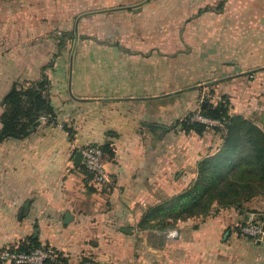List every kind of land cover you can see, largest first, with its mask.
<instances>
[{
	"label": "crops",
	"instance_id": "obj_1",
	"mask_svg": "<svg viewBox=\"0 0 264 264\" xmlns=\"http://www.w3.org/2000/svg\"><path fill=\"white\" fill-rule=\"evenodd\" d=\"M21 1H0V130L6 95L43 75L54 116L0 142V251L34 236L61 264H264V240L238 229L252 212L264 220V192L238 205L215 202L207 215L170 227L145 225L153 207L195 182L199 161L224 141L212 128L182 129L204 98L226 99L231 116L264 132V52L245 67L195 50L201 57L190 69L188 56L148 50L147 38L190 11L218 18L221 38H264V0H88L79 9L98 25L121 20L127 41L118 48L78 38L74 55L62 38L53 42L48 1ZM89 144L110 150L102 189L75 161Z\"/></svg>",
	"mask_w": 264,
	"mask_h": 264
},
{
	"label": "trees",
	"instance_id": "obj_2",
	"mask_svg": "<svg viewBox=\"0 0 264 264\" xmlns=\"http://www.w3.org/2000/svg\"><path fill=\"white\" fill-rule=\"evenodd\" d=\"M228 105L226 99L215 105L204 98L198 110L183 119L181 125L185 132L202 134L212 128L222 133L224 141L215 154L199 161L195 182L173 202L153 207L146 220L157 212L175 223L191 216L207 215L215 202L222 206L238 205L264 192V132L250 120L231 116ZM197 112L220 120L223 128L192 121V116ZM48 116H54V110L47 75L27 88L15 85L4 99L0 142L28 136L38 126L39 120ZM101 147L105 153L110 152L107 146ZM167 209L170 211L167 212ZM37 247L42 245L34 236L29 238L28 244L19 245L20 250Z\"/></svg>",
	"mask_w": 264,
	"mask_h": 264
},
{
	"label": "rangeland",
	"instance_id": "obj_3",
	"mask_svg": "<svg viewBox=\"0 0 264 264\" xmlns=\"http://www.w3.org/2000/svg\"><path fill=\"white\" fill-rule=\"evenodd\" d=\"M2 1V0H0ZM27 2V0H23ZM49 3L52 24V38L53 42H58V38H62V49L72 52L74 39L82 38L86 42H92L98 37L101 40L111 41L114 46L121 48L127 41L125 34H121L120 25L123 24L121 20H114V22H104L98 25L93 23L92 14L90 10H81L79 7H84L88 0H46ZM17 3V1H15ZM20 2H22L20 0ZM190 17L185 21L183 18L180 25L174 27H151L158 29V33H163L159 36H151L147 38L148 50H155L159 48L163 52H177L180 55L188 56V64L192 66L197 63L196 59L200 58L197 53L204 51L213 57L220 58L223 61L227 58L229 62H238L241 66H248L253 63V57L257 53L264 52V38H221L220 37V21L210 12L206 11H190ZM198 15L197 17H194ZM79 20V22H78ZM78 27L76 29V24ZM153 34V33H151ZM120 46V47H119ZM156 48V49H157ZM196 50V54L194 51ZM207 53L205 56H207ZM200 56V57H199ZM187 58V57H184ZM263 60V59H262ZM261 60V61H262ZM184 60H179L182 62ZM181 65V64H180ZM245 66V67H246ZM169 212L170 209H167ZM171 218V217H169ZM146 227L153 229L155 227L169 226L171 219L163 218L162 215L154 212L145 222Z\"/></svg>",
	"mask_w": 264,
	"mask_h": 264
},
{
	"label": "built area",
	"instance_id": "obj_4",
	"mask_svg": "<svg viewBox=\"0 0 264 264\" xmlns=\"http://www.w3.org/2000/svg\"><path fill=\"white\" fill-rule=\"evenodd\" d=\"M192 121H198L210 127L219 126L223 128L220 120H215L195 113ZM83 154L82 164L91 175V183L97 189H102L109 184L105 168V152L99 145L89 144L81 149ZM242 236L253 240H264V220L255 212L249 214L248 218L238 226ZM177 231L171 232L169 236L176 237ZM0 261L9 264H61V255L54 248L42 246L30 250H20L19 246H8L0 251Z\"/></svg>",
	"mask_w": 264,
	"mask_h": 264
},
{
	"label": "water",
	"instance_id": "obj_5",
	"mask_svg": "<svg viewBox=\"0 0 264 264\" xmlns=\"http://www.w3.org/2000/svg\"><path fill=\"white\" fill-rule=\"evenodd\" d=\"M78 22H79V20H78ZM78 22H77V24H76V29H77V27H78ZM77 42H78V38H75V39H74L73 49H72V54H73V55H74L75 50H76V48H77ZM82 158H83V154H82V152H81V151L77 152L76 157H75V161H76L77 163H81ZM127 232H130V229H128Z\"/></svg>",
	"mask_w": 264,
	"mask_h": 264
}]
</instances>
